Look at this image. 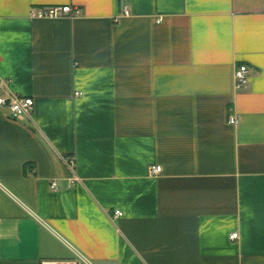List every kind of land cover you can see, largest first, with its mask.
Returning a JSON list of instances; mask_svg holds the SVG:
<instances>
[{
	"label": "crops",
	"instance_id": "crops-1",
	"mask_svg": "<svg viewBox=\"0 0 264 264\" xmlns=\"http://www.w3.org/2000/svg\"><path fill=\"white\" fill-rule=\"evenodd\" d=\"M1 85L0 264H264V0H0Z\"/></svg>",
	"mask_w": 264,
	"mask_h": 264
},
{
	"label": "built area",
	"instance_id": "built-area-1",
	"mask_svg": "<svg viewBox=\"0 0 264 264\" xmlns=\"http://www.w3.org/2000/svg\"><path fill=\"white\" fill-rule=\"evenodd\" d=\"M80 9L74 7L71 4H48L39 7H32L30 15L33 17H60V16H70L78 14ZM235 79L236 85L238 87L246 86L250 80V68L247 64H240L235 69ZM0 92V105H7L10 110V115L16 118L31 115L34 106V98L32 96H23L18 93H13L11 91L4 93L5 87L1 85ZM232 122H236V119H231ZM162 171V165L157 164L152 166V173H160ZM78 180L74 177L72 183ZM52 187H56V183H52ZM117 215H121L122 211L120 209L116 210ZM232 239H237L239 237L238 231H233L230 235Z\"/></svg>",
	"mask_w": 264,
	"mask_h": 264
}]
</instances>
